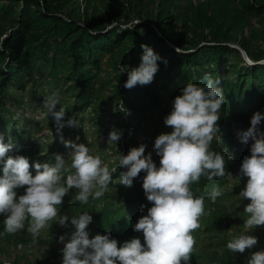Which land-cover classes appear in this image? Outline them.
<instances>
[{"label":"trees","instance_id":"1","mask_svg":"<svg viewBox=\"0 0 264 264\" xmlns=\"http://www.w3.org/2000/svg\"><path fill=\"white\" fill-rule=\"evenodd\" d=\"M141 44L151 46L167 63L157 62L159 69L151 83L124 87L128 68L140 63ZM263 59L264 0H0V134L5 142L12 137L13 143L6 155H26L30 164L54 162V154L65 148L59 136L80 139L86 125L101 148L105 145L99 138L108 141L113 127L121 129L117 144L108 143L115 156L119 151L127 154L133 146L147 145V137L142 142L140 134L145 132L150 111L163 120L165 104L180 94L179 89L188 81L198 82L205 72L219 75L225 104L217 121L221 140L214 139L212 147L227 149L232 156L226 164L230 176L212 181L201 177L192 185L198 195L210 192L215 183L223 195L215 202L205 199L204 219L192 231L195 244L190 264H245V253L264 248V241L244 253H233L226 247L241 231V226L231 230L228 222L234 221L232 197L247 179L239 177L240 164L250 155L233 137L231 126L249 121L255 111L264 108ZM34 74L44 75L37 79ZM46 92H57L67 110L64 120L74 117L78 124L65 123L58 133L54 119L44 115L42 121H50L53 130L49 144L40 149L33 138L34 121L25 112L35 110L38 96ZM170 130L171 126L162 127L158 134ZM154 140L145 153L152 151L159 165ZM117 164L115 159L114 167ZM30 171L35 174L34 168ZM121 171L117 166L112 173L114 182L102 197L89 198L84 204L74 199L78 190L72 189L58 208L60 214L69 216L90 211V236L107 231L120 242L140 236L143 243L142 232L132 225L151 206L140 179L144 172L129 187L118 182ZM142 203L146 205L143 212ZM69 231L70 226L53 220L39 241L59 242V236ZM14 264L28 263L16 260Z\"/></svg>","mask_w":264,"mask_h":264},{"label":"clouds","instance_id":"2","mask_svg":"<svg viewBox=\"0 0 264 264\" xmlns=\"http://www.w3.org/2000/svg\"><path fill=\"white\" fill-rule=\"evenodd\" d=\"M141 48L140 63L128 68L124 87L151 83L159 69L157 62L167 63L166 58L148 44H141ZM179 92L163 118L171 130L161 132L154 140L153 149L160 158L159 165L154 161L152 151L145 153V143L131 147L127 154L119 151L115 157L117 166L122 168L119 183L130 187L134 178L144 172L140 179L151 206L147 207V214L141 215L132 225L135 231L142 232L143 243L140 236L120 242L107 231L90 236L88 225L93 220L90 211L71 216L60 214L58 206L72 189L78 190L74 199L84 204L89 198L102 197L110 182H114L112 173L117 168L110 169L109 164L100 155L93 154L87 144L78 143L79 136L65 139L62 134L59 139L68 149L67 159L63 154L55 153L54 162L37 160L31 164L26 155H6L13 147L12 137L5 142L0 134V216L3 217L0 229L4 227L9 237L21 244L26 241L27 231L39 239L44 233H41L42 229H46L50 221L70 226V231L60 235L59 242L53 243L62 247L61 264H190L195 244L192 231L204 219L205 199L215 202L223 195L220 185L215 183L210 192L198 195L192 185L201 177L212 181L230 176L226 164L232 156L227 149L217 151L212 147L214 139L221 140V128L217 123L225 104L221 76L205 72L198 82L188 81ZM43 104L47 109L45 115L54 119L58 133L65 123L78 124L74 117L64 120L67 110L61 105L57 92L46 96ZM259 110L250 117L249 126L238 130L234 137L243 149H249L250 155L243 157L239 168V177L247 179L238 196L248 198L249 203L243 209L248 215L243 219L242 230L226 244L233 253L253 249L258 237L252 234V229L264 225V131L260 128L264 112ZM122 134L121 129L113 127L107 142L117 144ZM249 138L252 142L246 143ZM30 168L35 169V174ZM145 207L142 203L140 211L143 212ZM22 229L25 230L21 237ZM245 255H248L245 264H264V248L248 251Z\"/></svg>","mask_w":264,"mask_h":264},{"label":"rangeland","instance_id":"3","mask_svg":"<svg viewBox=\"0 0 264 264\" xmlns=\"http://www.w3.org/2000/svg\"><path fill=\"white\" fill-rule=\"evenodd\" d=\"M83 3L84 1H82V5ZM232 45L237 46L236 44H232ZM262 62H264V59ZM43 75L44 74L41 75L34 74L32 75V77L39 79L43 77ZM28 83L30 85L31 81H29ZM51 93L53 92H46L47 96L50 95ZM46 94L44 96L43 95L38 96L39 100H38L37 108H35V110H27V112H25V115L29 116L32 119V121H34L36 127L34 129L33 138L35 139V146H37L40 149L43 148L44 144L47 145L49 144L50 137L52 136L51 131L53 130L52 126L48 124L50 123V121H48V123L42 121L45 115V110H44L45 107L43 104V100L46 97ZM173 99H169L170 102L167 101L168 103L165 104V108H166L165 115H167L171 110ZM16 111L17 113L21 112L19 109H17ZM259 111L264 112V109ZM150 112L145 120L146 122L145 132L140 134V138L142 142L145 139V137H147L146 142L149 148L152 146L151 142L158 135L159 130L162 127H167V125H165L164 123V119L163 120L157 119L155 117L156 113H150ZM249 124H250V120L249 121L241 120L239 122H234L231 126L233 137H235V134H238V130L246 129L249 126ZM85 128L86 130L82 138H80L77 142L78 143L83 142L87 144L93 154L100 155L101 159L105 163H108L109 166L114 167V161L116 156L111 151L109 147L110 144L107 141H105V138H99L98 141L102 143V145L103 144L105 145V147L102 148L99 147L100 145H98L96 143V140L93 139L92 128L88 125H86ZM260 128L261 130H264V121L261 122ZM61 154H63L67 159L68 149L64 148L61 151ZM238 194L239 192L235 193L234 196L232 197V200L233 199L235 200V206H234L235 213L231 211V216L233 217L234 221L231 220L228 222L229 223L228 227L231 230L235 229L236 226H241V230H242L243 219H245L248 215L246 212H244L243 209L244 206L247 203H249V199L241 198L238 196ZM68 195L71 194L69 193ZM228 201L231 200L229 199ZM44 229H42L41 233L44 232ZM229 234H232V232H229ZM252 234L258 237L257 245H260L262 241H264V225L255 226L252 229ZM23 235H24V231L20 233L21 237ZM38 237L33 238L32 234L27 231V235L25 236L26 241L25 242L22 241L21 244H17L14 237H9V232H6L4 230V227L0 229V259H2L3 264H12L15 260H20L21 263L24 261L28 264H61L62 252L60 251V249L62 247L57 243L43 244L42 242L39 241ZM212 246H214V244Z\"/></svg>","mask_w":264,"mask_h":264},{"label":"water","instance_id":"4","mask_svg":"<svg viewBox=\"0 0 264 264\" xmlns=\"http://www.w3.org/2000/svg\"><path fill=\"white\" fill-rule=\"evenodd\" d=\"M242 54H243V56L246 58V59H248V61H251L249 58H248V56H247V54L242 50Z\"/></svg>","mask_w":264,"mask_h":264},{"label":"bare ground","instance_id":"5","mask_svg":"<svg viewBox=\"0 0 264 264\" xmlns=\"http://www.w3.org/2000/svg\"><path fill=\"white\" fill-rule=\"evenodd\" d=\"M262 131H264V130H262ZM237 137L240 138L239 135ZM248 142H252L250 138H249V141H247L246 143H248Z\"/></svg>","mask_w":264,"mask_h":264}]
</instances>
